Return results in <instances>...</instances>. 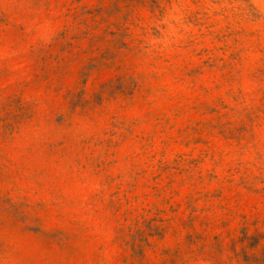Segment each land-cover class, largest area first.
<instances>
[{
    "label": "rangeland",
    "instance_id": "374dc122",
    "mask_svg": "<svg viewBox=\"0 0 264 264\" xmlns=\"http://www.w3.org/2000/svg\"><path fill=\"white\" fill-rule=\"evenodd\" d=\"M0 264H264V0H0Z\"/></svg>",
    "mask_w": 264,
    "mask_h": 264
}]
</instances>
